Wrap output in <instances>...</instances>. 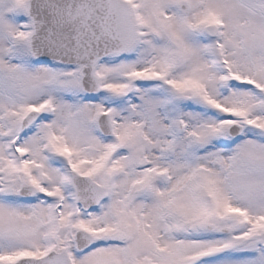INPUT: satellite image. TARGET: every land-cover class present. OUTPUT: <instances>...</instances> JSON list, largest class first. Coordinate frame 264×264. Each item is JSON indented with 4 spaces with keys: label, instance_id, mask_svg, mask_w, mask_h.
<instances>
[{
    "label": "rangeland",
    "instance_id": "rangeland-1",
    "mask_svg": "<svg viewBox=\"0 0 264 264\" xmlns=\"http://www.w3.org/2000/svg\"><path fill=\"white\" fill-rule=\"evenodd\" d=\"M24 1L0 0V173L10 167V120L20 109L37 107L42 119L16 143L28 161L23 170L11 167L4 175L8 192L33 183L47 198L38 193L29 206L15 204L16 193L9 201L0 199V264L40 256L49 248L74 252L76 228L94 234L97 246L75 252L74 264H124L123 253L142 255L150 238L174 245L176 261L165 262L170 258L152 250L147 264H184L222 243L211 233L195 235L197 222L230 227L223 222L228 213L241 223L233 236L234 243H244L241 252L261 242L264 0H130L140 26L138 54L104 60L102 90L89 101L70 93L71 68L15 65L25 36L19 30ZM208 22L218 28L219 53L231 76L210 62L209 46L199 35ZM222 79L228 81L223 91ZM103 111L111 116L114 140L95 133V113ZM179 121L183 130L176 132ZM232 122L244 127L233 144L223 136ZM66 167L109 187L110 197L97 210L80 212L63 181ZM184 173L187 182L182 178L167 194L171 178ZM158 204V213L150 210ZM122 241L128 243L126 250ZM218 261L264 264V249L252 258L235 252Z\"/></svg>",
    "mask_w": 264,
    "mask_h": 264
},
{
    "label": "water",
    "instance_id": "water-1",
    "mask_svg": "<svg viewBox=\"0 0 264 264\" xmlns=\"http://www.w3.org/2000/svg\"><path fill=\"white\" fill-rule=\"evenodd\" d=\"M23 14L30 26L25 40L29 57L36 61L72 65L76 68L74 87L89 94L99 90L96 75L99 61L128 53L135 46L130 20L133 17L121 0H26ZM104 120L100 130L111 135L110 123ZM227 131L229 136L236 138L241 128L233 125ZM74 182L78 189L75 202L85 210L97 206L105 196L106 189L87 178L75 175ZM76 236L80 250L94 241L82 230H78ZM53 254L39 260H20L16 264H70L66 254Z\"/></svg>",
    "mask_w": 264,
    "mask_h": 264
},
{
    "label": "bare ground",
    "instance_id": "bare-ground-1",
    "mask_svg": "<svg viewBox=\"0 0 264 264\" xmlns=\"http://www.w3.org/2000/svg\"><path fill=\"white\" fill-rule=\"evenodd\" d=\"M187 175H188V174L185 173V174H184L183 176H181V177H178V178H174V179H172V180H171V186L176 185L180 179L187 177Z\"/></svg>",
    "mask_w": 264,
    "mask_h": 264
}]
</instances>
